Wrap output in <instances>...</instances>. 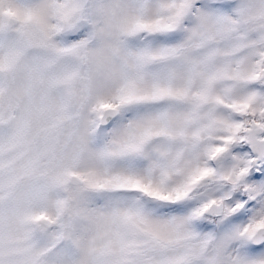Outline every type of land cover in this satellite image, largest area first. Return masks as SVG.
I'll use <instances>...</instances> for the list:
<instances>
[{"label":"snow or ice","instance_id":"obj_1","mask_svg":"<svg viewBox=\"0 0 264 264\" xmlns=\"http://www.w3.org/2000/svg\"><path fill=\"white\" fill-rule=\"evenodd\" d=\"M0 264H264V0H0Z\"/></svg>","mask_w":264,"mask_h":264}]
</instances>
